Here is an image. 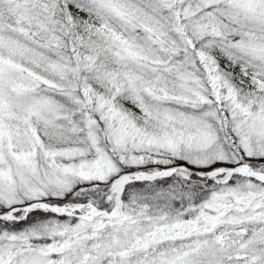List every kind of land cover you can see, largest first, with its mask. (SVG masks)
I'll return each instance as SVG.
<instances>
[{
	"label": "snow or ice",
	"instance_id": "1",
	"mask_svg": "<svg viewBox=\"0 0 264 264\" xmlns=\"http://www.w3.org/2000/svg\"><path fill=\"white\" fill-rule=\"evenodd\" d=\"M0 264H264V0H0Z\"/></svg>",
	"mask_w": 264,
	"mask_h": 264
}]
</instances>
